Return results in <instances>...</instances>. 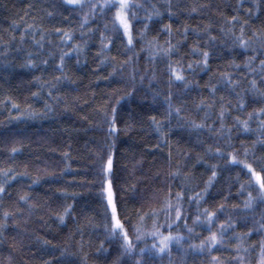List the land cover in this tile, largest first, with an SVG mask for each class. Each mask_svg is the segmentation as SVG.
I'll use <instances>...</instances> for the list:
<instances>
[{
	"label": "trees",
	"instance_id": "obj_1",
	"mask_svg": "<svg viewBox=\"0 0 264 264\" xmlns=\"http://www.w3.org/2000/svg\"><path fill=\"white\" fill-rule=\"evenodd\" d=\"M136 2L144 3L145 0ZM171 2L173 7L169 10L168 0H150L162 15L154 17V22L150 23L143 37L140 33L144 30L146 14L143 10L134 8L133 11L137 12L141 22L134 25L133 50L129 51L117 39L111 50L104 54L115 60L101 64L103 57L97 58L100 51L99 33L91 36L86 34L83 40L80 38L78 17L82 13L79 9L65 10L61 0H0V169H12L16 177L9 180L4 185L6 191L0 193V222H3L4 212L15 213L6 221L7 227L0 234V264H47L60 257V250H66L68 254L65 264H83L85 255L87 264H134L140 258L125 254L120 239L113 238L105 227L108 216L106 201L99 195L97 153L109 143L106 139L107 125L103 124L106 106L109 111L111 106L118 108L119 131L113 137L116 142L114 191L119 217L122 221H127L125 227L133 237L136 252L153 244L150 236L136 241L132 225L139 223V215L148 212L150 208L160 207V200L156 196L158 189L164 188L166 191L165 186L171 185L174 192L182 191L184 189L180 184L183 182L189 196L204 190V182L208 180L211 171L204 163H198L200 157L208 164L221 165L214 186L208 189L206 198L199 206L201 210L208 208L216 211L219 205H224L223 211L217 213L218 219L212 231H217L220 223L231 218L240 224L234 231L246 233L260 220L264 204L251 212L243 210L247 192L251 191L253 196L256 195L253 189H246L241 194L240 184L247 177L240 174L237 182L239 167L224 169L223 160L206 155L204 149L209 144L215 146V142L208 138L207 132H197L184 121L188 118L201 121L204 111L197 110L201 101L215 99L217 102L208 123L216 119L220 97L224 98L225 105L228 101L236 104V96L231 87L222 80V74L225 73L231 74L233 80H238L241 76L247 77L241 81V87L235 89L243 97L246 107L242 112L235 108L229 110L230 115L225 118L228 126L233 125L234 117L246 120L249 113H258L259 109L264 108V97L245 92L247 81L253 78L257 79L261 92H264V85H259V77L247 75L243 68L245 60L253 53L238 45L234 46L231 38L222 36L219 31L220 27L225 26V18L238 15L242 21H248L245 39L253 32L257 35L264 33V3L261 0ZM197 4H209L211 7L188 15V10ZM255 4H259V9ZM249 9L252 15L248 14ZM168 11L176 13L171 20V37L160 31L164 24L170 22ZM48 12H53L52 18L48 17ZM63 17H68L69 22H64ZM102 19L97 17V23H90L89 28L95 29ZM25 22H35L46 32L55 28L71 31L75 39L66 46L60 42V36L47 35L44 48L38 49L32 42L31 34H27L21 43ZM14 23L18 25L15 29ZM209 24L213 28L210 34L218 37L215 44H206L208 36L203 34L200 27ZM185 27L196 31H189L187 36L181 35ZM239 27L237 24L236 35H239ZM36 39L39 40L40 36L37 35ZM153 39L165 47V41L171 40L173 45H177L176 54L149 59L150 53L142 49H146L147 42ZM85 41L86 46L80 54L72 53L65 60L64 75L75 83L69 84L68 80L56 83L54 77L61 75L56 68L60 51H67L73 44L83 46ZM8 42L10 46L6 48L5 44ZM197 46L212 53L209 67L202 70L194 65L192 71H185L184 75L189 82L187 88L180 82L167 84L168 62L180 61L186 66L192 61L202 60L201 56L192 54L191 49ZM50 52L54 54V58L48 55ZM28 53H39L33 57L35 67L23 66ZM134 53V62L121 67ZM260 59H264V56H260L253 67L258 68ZM43 60H48V64L44 65ZM233 64L241 65V68L237 70ZM134 69L137 72L135 86L138 91L116 105L118 97L131 91L129 78ZM140 76L146 78L141 82ZM45 82L56 83V90L52 93L57 97L56 100L48 97V87H41ZM212 86L216 88L215 97L210 95L209 89ZM169 91L173 94V106L184 108L180 114L184 119L173 116L170 124L166 123L169 118L166 116L167 104L164 99ZM33 93L37 95L34 96ZM153 93H159L155 101ZM13 104L18 105L19 110ZM46 104L51 105L53 110L43 114ZM29 111L36 115H29ZM152 116L157 121L165 122L162 130L168 133V145H161L159 149L156 145L160 135L151 123ZM261 120H264V116L257 115L252 119L249 125L251 132L245 134L234 130L232 133L237 149L243 152L244 148H248L250 156L254 153L257 159H264V147L257 142L258 121ZM216 126L218 128L219 124ZM200 141H204L202 146ZM14 148L15 152L12 151ZM170 151L173 160L171 169L167 159ZM64 153H69L67 158ZM176 161L180 163L182 176L172 180L165 173L175 170ZM25 172L28 175H23ZM185 176L189 177L186 181ZM36 177L41 179L34 184L33 179ZM4 179L0 173V183ZM26 193L31 197L27 204L19 201V197ZM182 203L185 213L190 217L187 220L188 226L194 227L191 239L182 242L183 247L173 244L170 254H146L144 258L148 260V264H212V256H218L221 264H227L230 258L236 256L235 251L225 250L235 247L236 241L231 239L232 231L227 232L225 242L211 253L207 250L203 254L183 250L188 244H199L209 233L205 230L206 225L194 226L192 223V218L197 214V205H190L187 199ZM67 205L73 207L61 223L55 214L62 213ZM241 218H247V226H244ZM159 220L164 223L163 212L160 213ZM143 227L151 231L152 219H146ZM161 231L167 234L168 229L163 228ZM171 231L189 236L183 221ZM45 240L50 243L45 245ZM260 240H264V232H255L246 239L245 247L257 244ZM53 247L59 250L52 251ZM101 248L103 250L98 251ZM258 252V248L255 253L241 252L240 255L245 257L244 264H256L254 257Z\"/></svg>",
	"mask_w": 264,
	"mask_h": 264
},
{
	"label": "snow or ice",
	"instance_id": "obj_2",
	"mask_svg": "<svg viewBox=\"0 0 264 264\" xmlns=\"http://www.w3.org/2000/svg\"><path fill=\"white\" fill-rule=\"evenodd\" d=\"M61 3L64 5L65 10L68 8L79 9L82 15L78 17L80 20V38L84 39V36L87 34L89 36L95 35L99 33L100 39V51L97 54V58L103 57L101 60V64L105 62L114 61V57H107L104 54L109 52L112 46L115 44L117 39L121 40L124 43L125 47L132 51L134 48V25L138 22H141L137 17V12L133 11V9L143 10L145 12L144 17V30L140 33L141 37L145 35L148 30L150 23L154 22V17H160L162 13L157 9L155 4H151L150 0H145L144 3H137L136 0H61ZM261 3H264V0H261ZM255 7L259 9V4H255ZM31 7V6H30ZM173 4L171 0H168L167 9H172ZM211 7L209 4H197L194 7H191L187 14L192 15L197 13L198 11L203 12L205 9ZM238 11V9H237ZM248 14L252 15L251 9L248 10ZM49 18L53 17V12L47 13ZM176 15L175 12L168 11L169 23L164 24L160 29L161 32H165L172 36V25L171 20ZM97 17H101L102 22L98 23L95 29L89 28L90 23H97ZM64 22H69L68 17H63ZM239 24V35H236V25ZM224 25L220 27V34L224 37H230L231 42L234 46L238 45L240 48L249 50L253 53V55L249 56L244 64L243 68L246 69L247 75L253 77H259V85H264V59H260L258 68L253 67L255 61L259 59L260 56H264V33L257 35L256 32H253L250 37L245 39V28L248 26V21H242L238 15H233L231 18L224 19ZM18 27L15 23L13 24V29ZM102 27V31H101ZM202 32L204 35L208 36V40L206 44H215L218 40V37L215 35H211L210 33L213 31L211 25H201ZM85 29H87V33H85ZM189 31L195 32L196 29H190L185 27L181 35L187 36ZM106 33H111L112 35H106ZM27 34L32 35V42L38 49L44 48V40L47 35H58L61 37V43L64 45L71 44V42L75 39V35L71 31H64L62 28H55L51 32H46L43 28L38 27L35 22L29 24L27 22L24 23L23 31L21 32V43H23L25 36ZM39 35L40 39L37 40L36 36ZM15 39L14 37L12 38ZM81 44H73L72 47L68 48L67 51L61 50L59 53V63L56 66L57 71L61 73L60 76L54 77L56 83H60L63 80H68L69 84H74L75 81L70 80L69 77L64 75L65 68V60L69 58L72 53H76L77 55L81 53L83 47ZM166 47L158 44L155 39L147 42V48L142 50H147L150 53L149 59H153L157 56L168 57L176 54L177 45H173L171 40L165 41ZM10 42L5 44V47H9ZM193 55H198L202 57V60H195L188 63L186 66L182 65L180 61H169L167 65V75L168 80L167 84L171 85L175 82L184 83L185 87L189 86V82L187 81L186 76L184 75L185 71H192L194 65L197 67H201L203 69H207L209 67V60L212 56V53L205 50L202 47H193L191 49ZM38 56L39 53L33 54L28 53V59L26 64L23 65L25 67H35V59L33 58ZM50 57L54 58L53 53L48 54ZM135 53L133 57H130L127 61H124L121 67L133 63ZM42 63L44 65L48 64V60H43ZM79 63V60H77ZM175 65V66H174ZM237 70L241 68V65L233 64ZM115 71V69H114ZM136 76L137 72L134 69L133 73L129 78V82L131 84V91L125 93L124 96H120L116 100V105L120 104L121 100H124L126 97L134 96L138 91L136 88ZM145 76H140L141 82L145 79ZM246 76H241L238 80H233L231 78V74H222L223 82L231 87L233 94L236 96V104L233 105L231 101H228L227 105L224 104V98L220 97V108L219 112L216 113V119L211 123H208L210 116L212 114L213 109L216 107V100L212 99L210 101H201L200 104L197 105V110H203L204 116L200 122H197L194 119L188 118L184 122L185 124L191 128L195 129L197 132L208 133V138L215 142V146L209 144L205 149V154L211 157H218L220 160H223V168L224 169H232L234 167L240 168V173L237 175V182H239V175L243 174L247 177V180L244 183L240 184L241 194H243L246 189H253L256 192V195L253 196L252 192H247V200L244 201V211H254L255 207H258L260 204H264V159H257L255 154L252 153L251 156L249 154V149L244 148L243 152L239 151L233 142L232 133L234 130H240L242 133L251 132L252 129L249 127L250 122L257 115L264 116V108L259 109V112H252L248 114V119L242 120L239 116L233 118V125L228 126L225 123V118L230 115V109L235 108L238 111H243L246 107L245 101L243 97L235 92L236 88L241 87V81L246 80ZM38 79V78H37ZM56 83L45 82L41 85V87H48L49 91L47 93L50 99L56 100L57 97L52 95L53 91L56 90ZM248 87L245 89V92H252L254 94H259L261 97H264V92H261L260 87L258 86L257 79L253 78L247 81ZM210 95L215 97L216 88L212 86L210 89ZM33 95H37V93H33ZM172 93L168 92L167 96H165V103L167 104L166 116L169 118L166 123H171V117L175 116L181 119H184L180 116L181 112L184 111L183 107H174L172 104ZM159 96V93H153V101H155ZM13 107L19 110V106L13 104ZM53 109L51 105H45V113L51 112ZM117 106H111L110 111L106 106L103 111V124L107 125V137L106 139L109 141L103 148H101L100 152L97 153V159L99 162V172L97 173L100 177L98 183L100 186L99 195L106 201L105 208L106 214L108 216L107 224L105 225L106 230L113 238H119L122 243L123 252L125 254H131L133 256L140 257L134 261V264H148V260L144 257L146 254L151 253L153 256L156 255H164L170 254L171 246L173 244L181 245L183 247L182 242H185L191 239V234L194 231V227H189L187 220L190 218L183 209V201L187 199L188 203L191 205L195 203L197 205V214L194 218H192V223L194 226L206 225L205 230L209 233L204 239L200 240L199 244H188L187 248L183 250L185 252L194 251L198 254H203L205 250L209 253L215 251L217 247L225 242L224 238L228 231H232L233 235L231 237L232 240L236 241L234 248L225 249L227 251H235L236 256L230 258L227 264H244L245 257L240 255L241 252L244 253H255L256 249H259L258 255L254 257L256 260V264H264V240H260L257 244L250 245L245 247V241L255 232H264V213L261 214L260 220L256 222L253 228H249L246 233H238L235 232L234 229L239 227L240 224L234 222L229 218L226 222H222L217 226V231H212L214 225H216V221L218 219V212H222L224 209V205H219L216 211H210L208 208L200 209V204L203 203L206 195L208 194V189L214 186V181L218 176V169L221 168L220 164H208L207 161L200 157L198 163H204L208 169L211 171V175L208 180L205 181V188L201 192H194L193 195H187V188L185 183H181L180 187L184 190L174 192L172 190L171 185H166L167 190L164 188L158 189L156 192V196L160 200L159 208H150L148 212L139 215V223L132 225V230L135 236L136 241H140L144 237H151L153 240V244L151 246H146L145 248L139 249V252H136L135 245L133 243V237L129 235L127 228L125 227L127 221H122L119 217V213L117 210V202L115 199V191H114V149L116 147V142L113 137H115L119 131L117 126ZM29 115L35 116L36 113L29 111ZM151 123L154 125L155 130L159 133L160 139L156 145L157 149L160 148L161 145L167 146L168 133H165L162 129L165 126V122L157 121L155 116L151 117ZM217 124L219 127L217 128ZM169 129V133H170ZM259 136L257 138V142L264 147V120L258 121V129ZM221 141L223 143H221ZM202 146L204 141L199 142ZM243 147V144L241 145ZM13 152L16 149H12ZM69 153H64V156L67 158ZM187 155V154H185ZM241 156L243 159H241ZM169 168L171 169L173 166L172 154L171 151L167 154ZM251 160L252 162H248ZM175 170H169L165 173V175L172 180H177L182 176L181 166L179 161L175 162ZM255 165V166H254ZM70 167V165H69ZM259 169V170H257ZM14 170L9 169L7 171L0 169V173L4 176V181L0 183V193H4L6 191L5 184L8 183L9 180H14L16 177L13 174ZM23 175H28L27 172L23 173ZM159 178V174L158 177ZM40 177H36L33 179V183H39ZM189 179V177L185 176V181ZM31 197L26 193L19 197V201L24 203H29ZM73 205H67L62 213H56L57 219L63 223L65 217L70 214ZM164 213V223H161L159 220L160 213ZM22 214V212H21ZM174 214V217H173ZM15 213L4 212L3 213V222H0V234L3 233L5 228L7 227L6 221L11 218ZM152 219V229L151 231H147L143 225L146 219ZM244 222V226L246 225L247 218H241ZM184 222V228L186 229L189 236L185 237L181 235L179 232L175 234L171 231V229L179 224V222ZM167 228V234L161 229ZM79 231V230H78ZM45 245L49 244L50 241H43ZM80 247L83 248V239L80 241ZM52 251H56L53 247ZM103 250L98 249V251ZM60 257L56 258L55 261H48L47 264H65V257L68 255L66 250H60ZM212 264H221L220 258L218 256L211 257ZM74 264V262H73ZM83 264H87L86 255L83 260Z\"/></svg>",
	"mask_w": 264,
	"mask_h": 264
}]
</instances>
